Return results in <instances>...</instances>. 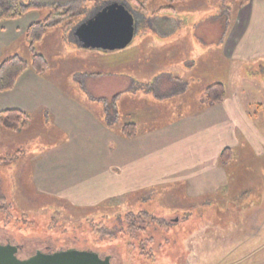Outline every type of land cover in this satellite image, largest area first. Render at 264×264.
Segmentation results:
<instances>
[{"label":"rangeland","instance_id":"obj_1","mask_svg":"<svg viewBox=\"0 0 264 264\" xmlns=\"http://www.w3.org/2000/svg\"><path fill=\"white\" fill-rule=\"evenodd\" d=\"M111 1L117 0H25L35 8L22 21L33 20L37 12L44 13L56 3L79 14L95 8L98 12L99 5ZM120 1L136 12L139 23L132 43L118 50L122 51L119 53L122 56L117 60L128 54L150 60L153 64L144 66V72L157 76L151 84L145 79L136 82L137 98L142 97L141 101L148 102V108H144L143 102L137 99L135 106L120 109L119 117H112L117 125L135 122L147 128L172 121L186 114L188 105L201 102L200 85L223 82L228 98L241 102L256 126L254 132L260 153L248 143L235 150L227 165L230 184L223 192L224 200L216 194L212 199L191 200L188 188L181 182L176 185L173 182L142 189L136 193L138 195H122L117 202L118 209L111 201L97 206L98 209L75 206L43 194L34 187L29 159L33 154L52 148L49 124L41 128L38 119L34 120L37 128L31 127L26 131L25 126L16 132L7 130L0 137V157L12 156V160L5 159L0 163L1 190L8 201L6 209L0 211V242L24 246L20 256L38 249L46 252L69 247H93L101 250L102 254H113L112 264H264V56L250 61L226 60L223 57L219 44L236 3L226 0L224 4L230 8L228 12H222L220 0ZM71 12L68 11V15ZM97 12L92 11L89 19ZM60 13L63 12L52 16L55 17L52 27L59 28L52 29L45 40L47 53L56 58L55 61L51 59L54 61L51 65L48 63V69L51 67L48 73L53 80L68 87L72 77L76 79L81 72L103 71L105 66L88 60L90 48L79 47L75 43L77 36L73 31L81 22L65 34L59 31ZM174 32H180L181 38L175 41L179 45L171 46L168 38ZM211 46L212 51L209 50ZM12 54H15L13 49L5 53L0 51L3 60ZM173 59L175 67L171 66ZM118 61L113 66L116 72L123 74L125 65ZM167 61L169 65H160ZM197 61L201 65H197ZM131 68L136 73L139 70L135 64ZM138 74H142L141 71ZM171 74L181 80L158 91L156 79L165 84ZM119 75L95 84H100L101 89L108 93L122 94L131 88V81L125 77L129 75ZM70 89L75 90L73 87ZM20 132L21 135L17 134ZM144 194L147 196L143 198ZM202 200L213 202L202 203ZM127 207H132V213L144 209L150 217L146 219L150 224L148 233L137 230L130 237L132 243L126 236ZM120 211L122 214L117 216ZM162 218L174 222V227L164 230L155 222V219ZM111 233L114 235L110 236Z\"/></svg>","mask_w":264,"mask_h":264},{"label":"crops","instance_id":"obj_2","mask_svg":"<svg viewBox=\"0 0 264 264\" xmlns=\"http://www.w3.org/2000/svg\"><path fill=\"white\" fill-rule=\"evenodd\" d=\"M90 10L97 12L98 8ZM91 12L88 17L85 16L86 20ZM29 13L30 11L17 19L0 21V51L5 53L8 49H13L15 54L9 57L18 54L31 59L28 28L47 19L51 11L49 8L44 13L39 11L33 20L22 21ZM228 23L219 44L226 60L250 61L264 56V0H247L244 5H235ZM54 28L59 27L48 28L42 39L35 43V52L45 55L50 65L56 58L47 53L45 40ZM60 28L59 31L65 34L61 25ZM76 29L77 27L73 31L75 36ZM6 35H9L8 38L3 39ZM180 35V32H174L168 38L171 46L179 45L175 41L176 38H181ZM75 43L82 46L78 36ZM17 44L22 47L16 46ZM90 50L91 54L87 55V59L94 64H102L105 70L81 72L78 79L72 77L69 82L75 88L73 91L70 84L64 87L49 76V66L43 74L28 68L11 90L0 92V111L18 109L32 115L26 131L31 127L37 128L38 124L34 120L38 119L41 128L47 123L52 132V148L33 154L29 159L32 163L29 170L31 168L30 177L34 187L43 194L66 200L75 206L97 209V206L116 197L138 195L136 193L142 189L173 182L174 185L181 182L188 188L191 200L206 197L212 199L213 194L220 195V199L224 200L223 192L230 182L227 169L229 163H221L222 151L231 149L233 158L235 150L248 143L260 153L254 132L256 126L247 116L242 103L230 100L228 93L224 101L211 106H205L202 98L199 104L188 105L187 113L172 121L147 128L134 122L138 128L137 135L126 138L122 135L123 125H117L112 117L116 118L120 109L135 106L137 99L141 101L142 97L137 98L136 82L145 79L148 84L152 83L157 75L145 73L143 67L153 63L129 54L118 61L122 51ZM209 50L212 51V46ZM2 61L0 56V63ZM116 61L124 63L123 74L129 75L125 77L131 81V88L122 94L108 93L101 89L100 84H95L116 74L123 75L122 72L115 71L113 65L117 64ZM187 62L191 66V62ZM200 63L196 62L197 65H201ZM133 64L136 68L141 66L137 68L139 70L136 69L137 73L131 68ZM171 64L176 66L174 59ZM160 65L169 63L167 61ZM138 71L142 74H138ZM176 80L181 79H176L173 74L165 84H161L158 78L155 87L158 91H163L177 83ZM184 82L188 84L186 79ZM207 86H199L200 96L204 97ZM141 102L144 108H148V102ZM17 134L21 135L22 132ZM212 202L206 200L202 203Z\"/></svg>","mask_w":264,"mask_h":264},{"label":"trees","instance_id":"obj_3","mask_svg":"<svg viewBox=\"0 0 264 264\" xmlns=\"http://www.w3.org/2000/svg\"><path fill=\"white\" fill-rule=\"evenodd\" d=\"M165 1L172 2V1H183V0H165ZM220 1L222 2L223 5L221 7L222 12H226V11L228 12L230 7H228L227 5L225 6L224 3L226 0H220ZM231 1L236 3L235 5H244L247 0H231ZM33 8L35 7L32 6L30 3H26L25 0H0V21L17 19L25 15L27 12L31 11ZM48 8L51 11L49 17L43 21L32 24L28 28L27 39L29 41V46L32 51L31 59L28 60L23 56L16 54L3 60L0 63V92L11 90L16 85V82L21 76V74L24 73L28 68L34 69L39 74H43L44 72H46L49 63L48 59L45 55L35 52V43L40 39H42L48 28L54 26L53 20L55 17L52 18V16L57 15L58 12H63L60 13L62 15L61 16L62 18L60 19V23H61V27L65 30V32L66 31L68 32V30L74 27V25L82 22V19L86 18L85 16H87L91 12V10L89 9L87 10L88 12L85 10L86 12H80L78 14L75 11L71 10V8L69 7L63 8L61 5L57 3L54 5L52 4ZM162 8L171 9V7H162ZM68 11H72L71 14L68 15L67 13ZM82 13H86V14L82 15ZM226 96H227L226 85L223 82H215L204 89L203 104L205 106L219 104L222 101H224ZM31 118H32L31 114L18 109H6L0 111V137L2 136V133L6 130L17 131L24 128L25 126H27ZM137 132H138V128L134 122L125 123L122 126V135L126 138L135 137L137 135ZM231 158H232L231 149L229 148L224 149L221 154V163L223 165H227L228 163H230ZM5 159L12 160V156L0 157V163L4 162ZM145 196H147V194H144L143 198ZM119 200L120 198L116 197L111 201V203L113 204L114 207H116V209H118L119 207L117 206V202ZM7 202H8L7 197L1 190V177H0V211L6 209ZM125 209L126 212L125 211L124 212L128 215L125 220L126 228H127L126 236L129 238L130 242L132 243L130 237H132V235H134L137 230L140 229L141 231L148 233L147 230L150 226L148 220L150 217H148L147 212L143 211L144 209L139 210L140 212L138 213H132V207H127ZM121 214L122 212L120 211L117 213V216H120ZM146 219L148 220L146 221ZM155 222L158 223L164 230H167L171 226L174 227L175 225L174 222L172 223L166 218L155 219ZM141 225H143L144 227H142ZM109 235L112 236L114 234L111 233ZM148 238L150 239V241L152 240L151 237L148 236ZM98 244L102 245L101 242H98ZM110 245L113 244L111 243ZM80 249H84V248H80ZM89 249L97 251L98 253H100L102 257L110 255L112 260L114 259L113 254H102L101 250L93 247ZM22 251H24V249ZM35 252L31 254L29 253L24 254L23 257H28L34 254Z\"/></svg>","mask_w":264,"mask_h":264},{"label":"water","instance_id":"obj_4","mask_svg":"<svg viewBox=\"0 0 264 264\" xmlns=\"http://www.w3.org/2000/svg\"><path fill=\"white\" fill-rule=\"evenodd\" d=\"M138 29L135 14L121 1H111L77 26L76 33L85 48L118 51L127 48ZM20 245L0 242V264H111V256L102 257L91 249L69 247L45 252L38 249L22 258Z\"/></svg>","mask_w":264,"mask_h":264},{"label":"flooded vegetation","instance_id":"obj_5","mask_svg":"<svg viewBox=\"0 0 264 264\" xmlns=\"http://www.w3.org/2000/svg\"><path fill=\"white\" fill-rule=\"evenodd\" d=\"M10 243H12V242H10ZM23 247H24V246L21 245V249H20V251L23 250ZM23 256H24V255H22L21 257H22V258H26V257H23ZM105 257H106V256H105Z\"/></svg>","mask_w":264,"mask_h":264}]
</instances>
